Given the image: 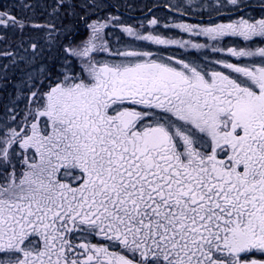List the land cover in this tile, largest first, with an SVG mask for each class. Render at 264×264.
Masks as SVG:
<instances>
[{"label": "snow or ice", "instance_id": "6c2138e0", "mask_svg": "<svg viewBox=\"0 0 264 264\" xmlns=\"http://www.w3.org/2000/svg\"><path fill=\"white\" fill-rule=\"evenodd\" d=\"M164 7L210 22L124 25L103 0L0 11L19 35L0 80L23 72L0 116V264H264V15Z\"/></svg>", "mask_w": 264, "mask_h": 264}, {"label": "trees", "instance_id": "16d2710c", "mask_svg": "<svg viewBox=\"0 0 264 264\" xmlns=\"http://www.w3.org/2000/svg\"><path fill=\"white\" fill-rule=\"evenodd\" d=\"M54 0H40V3H53ZM177 0H103L105 8L100 11V15L104 16L105 14H114L121 17V20L124 25H129L130 23L136 22H147V20L151 17L157 18L160 22H165L169 17L173 19H177L181 22L188 23H209V18L207 15H204L203 18L199 17H180L178 14L174 12H170L168 8H165L164 5L168 3H176ZM253 7L249 8L247 11L255 16L257 19L264 15V9L260 7L261 3L264 0H250ZM151 9V11H149ZM10 10L13 14L17 16H21L24 13L20 9V0H0V11ZM50 10V9H49ZM39 11V9H38ZM95 18V17H93ZM215 19L220 20L221 22H227V16L214 17ZM235 18V16L233 17ZM79 36L86 35L87 29L84 27L83 22H79ZM0 34L5 35V40L0 41V51H16L15 44L19 40L18 33L8 31L6 34L3 33V30H0ZM110 39L114 42L113 37ZM177 54V53H176ZM193 54V51L191 52ZM10 62V58L8 57H0V64H7ZM8 81L2 83V85H6L3 90L0 92V115L5 111V99L7 94L12 92L16 93L15 87L18 81L21 79L22 65L21 67H13L10 66ZM21 101V106H22ZM3 116V115H2Z\"/></svg>", "mask_w": 264, "mask_h": 264}, {"label": "rangeland", "instance_id": "374dc122", "mask_svg": "<svg viewBox=\"0 0 264 264\" xmlns=\"http://www.w3.org/2000/svg\"><path fill=\"white\" fill-rule=\"evenodd\" d=\"M257 17L260 18V16H257ZM259 18H258V19H259ZM166 21H168V22H180V21L177 20V19H173V20H172L170 17H169ZM162 23H164V22H162ZM162 23H161V24H162ZM139 24H140V22H136V23L134 22V23H130L129 25H131V26H139ZM109 31L111 32V37H113L114 42H115L116 39H120L121 41H130V40H131V38L127 37L126 34H124V33L122 32V28H121V27H116V28H114V29H110ZM161 31H162V32H167V30H165V29H163V28H161ZM173 33H179V30H172V33H169V34H173ZM86 34H87V33H86ZM179 36H183L185 39L188 38L187 34H184V33H179ZM85 38H86V35H83V36H81V37H78V39H85ZM177 38H178V37H177ZM199 42H200V43H203V42H204V39L201 38V39L199 40ZM192 51H193V54H191ZM176 53H177V54H176ZM175 54L178 55V56H179V55H192V58H195L196 56H199V55H200V53L196 52L195 50H190V52L186 53V52H184V50H180V49L175 50ZM8 64H10V62L7 63V64H3V63H1V64H0V69H3L4 66H5V65H8ZM10 68H11V67H9V69H8L7 76L9 75ZM0 75H2V74H0ZM9 76H11V75H9ZM1 82L4 83L5 81L0 80V92H1V90L4 89V87L6 88V85H2ZM15 91H16V87H15ZM14 99H15V93H14V92H12V93H10V94H7V97H6V99H5V102H6L5 110H6V109H7V108L13 103ZM22 106H23V103H22ZM22 106H21V107H22ZM4 112H5V111H4ZM3 114H4V113H3ZM3 114H1L0 116H2Z\"/></svg>", "mask_w": 264, "mask_h": 264}]
</instances>
